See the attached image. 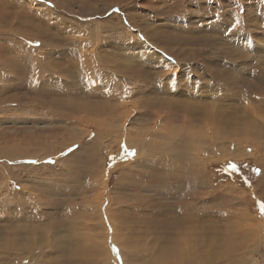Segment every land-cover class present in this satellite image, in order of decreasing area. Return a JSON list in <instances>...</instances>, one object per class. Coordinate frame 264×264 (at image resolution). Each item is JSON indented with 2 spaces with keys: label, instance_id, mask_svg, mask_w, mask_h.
Instances as JSON below:
<instances>
[{
  "label": "rangeland",
  "instance_id": "obj_1",
  "mask_svg": "<svg viewBox=\"0 0 264 264\" xmlns=\"http://www.w3.org/2000/svg\"><path fill=\"white\" fill-rule=\"evenodd\" d=\"M0 50V264H264V0H0Z\"/></svg>",
  "mask_w": 264,
  "mask_h": 264
},
{
  "label": "bare ground",
  "instance_id": "obj_2",
  "mask_svg": "<svg viewBox=\"0 0 264 264\" xmlns=\"http://www.w3.org/2000/svg\"><path fill=\"white\" fill-rule=\"evenodd\" d=\"M5 9V8H4ZM4 15V14H3ZM10 33V32H9ZM2 45V44H1ZM1 51V50H0ZM2 52V51H1ZM73 110V109H72ZM74 113V112H73ZM65 115H70L69 113L67 114H65ZM98 116V115H97ZM65 118L66 119H68V120H70V121H75V119H74V117L71 115V116H69L68 118L65 116ZM103 121V120H102ZM101 122V121H100ZM103 123V122H102ZM96 124V123H95ZM179 153H180V149L178 148V150H177V155H179ZM185 155H187L189 158H190V160H189V162H186V158L187 157H184L183 155H181L182 156V158H180L179 159V161H180V164H181V166H182V168L180 169V170H176V171H172V170H170V169H167V168H164V167H160L162 170H163V174H161V179L162 180H164L165 182H167V184L166 185H169V183H170V181H172V182H174V181H176V179H178V174H182V175H187L188 176V170H186V167H187V165H192V167L195 165V160L196 159H194L190 154H185ZM189 163V164H188ZM195 167V166H194ZM196 168V167H195ZM195 168H194V173H196V174H200V172L198 171V169H196V171H195ZM172 169V168H171ZM192 173V172H191ZM158 177V176H157ZM174 180V181H173ZM162 183V182H161ZM184 188V187H183ZM168 189V188H167ZM163 192V191H162ZM166 194V193H165ZM167 194H168V196L169 195H171L170 196V198H172V196L174 197L175 195H177V192H167ZM166 194V195H167ZM161 195V194H160ZM187 198H189V197H187ZM166 200L167 199H165V201L164 202H166ZM178 202H180V201H178ZM168 203V202H167ZM169 204V203H168ZM193 207H194V205H193V203H191V202H189L188 204H185V203H183L182 205H178V206H176V204L175 205H173L171 208H170V210H171V212H174V213H176L175 214V216H173V220H169V216L167 215V213L165 212V208H164V210H158V211H156L155 210V214L154 215H152L153 217H152V220L153 221H155V223L153 224V223H151V225L153 224V225H155V227H157L158 228V230H159V228H160V230H173V232H174V230H176V231H178L180 234L181 233H184V232H187V230L189 229V228H191L192 229V227H191V225H194L195 226V229L196 230H199V231H203L204 230V228H203V230H200L197 226H199V225H197L196 226V224L198 223L199 224V222L202 220L201 218H203V217H199V216H202L201 214H196V215H191V211H192V209H193ZM152 209V208H151ZM151 209H149V210H151ZM155 209V208H154ZM175 209H176V211H175ZM148 210V209H147ZM154 211V210H153ZM116 212V211H115ZM150 213H151V211H149ZM148 212V213H149ZM167 212H168V210H167ZM202 212V211H201ZM126 213V212H125ZM153 213V212H152ZM198 213V212H197ZM129 214V213H128ZM149 215V214H148ZM151 215V214H150ZM137 217H139V216H137ZM148 217H150V216H148ZM147 217V218H148ZM171 217H172V215H171ZM175 217H176V219H175ZM206 217V216H205ZM114 218V217H113ZM143 219H139L136 223L138 224V225H142V223H144L145 222V220H144V217H142ZM146 218V219H147ZM151 219V218H150ZM207 219V218H206ZM205 219V220H206ZM241 219V218H240ZM143 220H144V222H143ZM147 220H149V219H147ZM146 220V223L148 222ZM176 220V221H175ZM210 220V219H209ZM227 220V219H226ZM242 220V219H241ZM201 222H203V221H201ZM215 222V221H214ZM201 224V223H200ZM214 226V225H213ZM229 226V225H228ZM144 227V226H143ZM153 228L154 226H150L149 227V229L150 228ZM197 227V228H196ZM203 227V226H202ZM194 229V228H193ZM167 231V232H168ZM176 231H175V233H176ZM190 231V230H189ZM189 231H188V233H189ZM192 231V230H191ZM198 231V232H199ZM217 231H218V229H217ZM225 231V230H224ZM160 232V231H159ZM197 232V233H198ZM204 232V233H203ZM202 232V234L204 235L205 234V231H203ZM219 232V231H218ZM234 232V231H233ZM188 233H186V234H188ZM163 234V233H162ZM161 234V235H162ZM172 234V233H171ZM177 234V233H176ZM185 234V233H184ZM192 234V233H191ZM173 235H174V233H173ZM172 235V236H173ZM195 235H197V234H195ZM158 236V235H157ZM189 236V235H188ZM192 235H190V237L189 238H191V240H192V237H191ZM194 236V235H193ZM198 236V235H197ZM200 236V235H199ZM205 236V235H204ZM207 236V235H206ZM215 236V235H214ZM236 236V235H235ZM144 237V236H143ZM161 237H163V236H161ZM182 237V236H181ZM187 237V236H186ZM202 237V239L204 238L203 236H201ZM220 237V236H219ZM229 237V236H228ZM249 237V236H248ZM175 238H177V235H176V237H174V239ZM179 238H180V236H179ZM188 238V237H187ZM206 238V237H205ZM172 239V238H171ZM183 239H184V237H183ZM196 239V238H195ZM233 239H235V238H233ZM161 240H162V238H161ZM214 240V239H213ZM163 241V240H162ZM173 241V240H172ZM178 241H180V239H178ZM177 241V242H178ZM196 241H197V239H196ZM204 241V240H203ZM160 242V241H159ZM165 242V241H164ZM192 242V241H191ZM214 242V241H213ZM181 243V242H180ZM220 243V242H219ZM197 244V243H196ZM229 244V243H228ZM138 245V244H137ZM175 245V244H174ZM179 245V244H178ZM182 245V244H181ZM186 245V244H185ZM185 245H182V246H184V247H186ZM195 245V244H194ZM200 245V244H199ZM204 245V244H203ZM142 246H144L143 244H142ZM181 246V247H182ZM189 246V245H188ZM192 246H193V244H192ZM196 247H198L197 245H195ZM202 246V245H201ZM207 246V245H206ZM206 246H204L205 248H206ZM222 246V245H221ZM225 246V245H224ZM173 248H174V246H173ZM198 248H201V247H198ZM180 249V248H179ZM185 249V248H184ZM187 250H189V249H187ZM210 250H212V249H210ZM173 251V250H172ZM178 251V250H177ZM176 250L174 251V252H177ZM173 252V253H174ZM194 252V251H193ZM192 252V253H193ZM178 253H182V249H181V252H178ZM191 253V254H192ZM198 253H200L199 251H198ZM209 253V252H208ZM225 253V252H224ZM190 254V255H191ZM85 255H87V254H85ZM173 254L171 253V256H172ZM174 255H176V254H174ZM192 255H194V253L192 254ZM202 255H203V253H202ZM223 255H225V254H223ZM229 255V254H228ZM187 256V254L186 255H184V257H186ZM84 257V256H83ZM174 257V256H173ZM191 256H189L188 258H190ZM196 257V256H195ZM219 257H220V255H219ZM89 258V257H88ZM197 258V257H196ZM228 258V257H227ZM90 259V258H89ZM92 259V258H91ZM171 259V258H170ZM173 259V258H172ZM180 259H182V258H180ZM179 259V260H180ZM199 259V258H198ZM214 259V258H213ZM93 260H95V259H93ZM178 260V259H177ZM183 260V259H182ZM230 260V259H229ZM89 261H91V260H89ZM175 261V260H174ZM189 261V260H188ZM177 262V261H176ZM184 262V261H183ZM185 263V262H184ZM183 263V264H184ZM189 262H187V264H188ZM193 263V262H192ZM234 263V262H233ZM169 264V263H168ZM171 264V263H170ZM194 264V263H193Z\"/></svg>",
  "mask_w": 264,
  "mask_h": 264
},
{
  "label": "snow or ice",
  "instance_id": "obj_3",
  "mask_svg": "<svg viewBox=\"0 0 264 264\" xmlns=\"http://www.w3.org/2000/svg\"><path fill=\"white\" fill-rule=\"evenodd\" d=\"M261 210H262V212H264V203H262V205H261Z\"/></svg>",
  "mask_w": 264,
  "mask_h": 264
}]
</instances>
